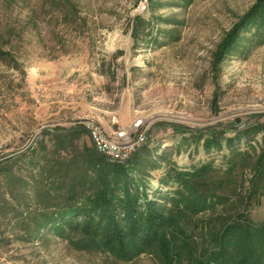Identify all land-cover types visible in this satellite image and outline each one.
<instances>
[{
  "label": "rangeland",
  "instance_id": "obj_1",
  "mask_svg": "<svg viewBox=\"0 0 264 264\" xmlns=\"http://www.w3.org/2000/svg\"><path fill=\"white\" fill-rule=\"evenodd\" d=\"M257 4L263 16L240 28ZM139 117L151 136L124 181L169 217L161 245L104 250L61 231L58 205L97 183L91 140L72 128ZM2 164L0 264H212L230 254L227 225L264 228V0H0ZM173 166L208 172L177 188L164 181ZM247 233L238 242L259 240Z\"/></svg>",
  "mask_w": 264,
  "mask_h": 264
},
{
  "label": "trees",
  "instance_id": "obj_2",
  "mask_svg": "<svg viewBox=\"0 0 264 264\" xmlns=\"http://www.w3.org/2000/svg\"><path fill=\"white\" fill-rule=\"evenodd\" d=\"M262 16L261 7L255 5L244 15L240 28L260 20ZM78 131L85 132L81 129ZM89 160L97 171L94 192L79 200L73 197L64 198L53 213V222L58 224L61 231L67 229L92 239L104 250H112L127 239L135 241L144 250H152L161 245L163 231L170 227L169 217L158 208L154 200L138 189L133 192L124 181L132 160L111 161L99 156L93 147L90 148ZM207 172L206 166L191 171L173 166L164 181L177 185V188L187 189ZM187 205H191V200L187 199ZM248 230L250 235L258 237L259 240L251 242L247 237L243 243L238 242L242 234H248ZM223 235L236 238V243L231 245L230 254L222 259L219 256V260L212 264H264L261 262L264 228L253 229L234 223L224 228Z\"/></svg>",
  "mask_w": 264,
  "mask_h": 264
},
{
  "label": "built area",
  "instance_id": "obj_3",
  "mask_svg": "<svg viewBox=\"0 0 264 264\" xmlns=\"http://www.w3.org/2000/svg\"><path fill=\"white\" fill-rule=\"evenodd\" d=\"M110 122L117 123L116 117L112 116ZM78 126H83L86 129L98 153L117 162L127 161L133 153L147 143L151 136L150 127L142 117L108 131L93 121L83 122Z\"/></svg>",
  "mask_w": 264,
  "mask_h": 264
},
{
  "label": "water",
  "instance_id": "obj_4",
  "mask_svg": "<svg viewBox=\"0 0 264 264\" xmlns=\"http://www.w3.org/2000/svg\"><path fill=\"white\" fill-rule=\"evenodd\" d=\"M178 125H180V126H184V125H181V124H178ZM218 126H219V125H218ZM185 127H186V126H185ZM229 127L234 128L235 126H229ZM188 128H191V127H188ZM76 129H81V130L85 131V132L87 133V135L89 136L88 132L86 131V129H85L83 126H76V127H73V128H72V130H76ZM197 129H198V128H197ZM199 129H201V128H199ZM43 132H46V133H53V132H51V131H49V130H42V131L40 132L39 136H41V135L43 134ZM150 132H151V128H150ZM53 134H56V133H53ZM57 134H59V133H57ZM89 138H90V136H89ZM91 143H92V142H91ZM92 147H93V149L95 150L93 143H92ZM95 152H96L99 156H101V157H103V158H107V157L104 156L103 154L98 153L96 150H95ZM133 154H135V153H133ZM130 158H131V157H130ZM130 158H129V159H130ZM129 159H128V160H129ZM128 160H127V161H128ZM3 165H4V164L0 165V168H1Z\"/></svg>",
  "mask_w": 264,
  "mask_h": 264
}]
</instances>
